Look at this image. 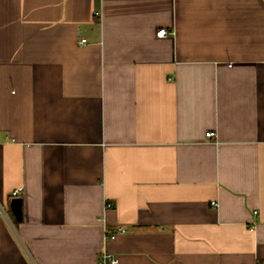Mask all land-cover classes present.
I'll return each mask as SVG.
<instances>
[{
    "label": "crops",
    "instance_id": "0c3cea01",
    "mask_svg": "<svg viewBox=\"0 0 264 264\" xmlns=\"http://www.w3.org/2000/svg\"><path fill=\"white\" fill-rule=\"evenodd\" d=\"M104 250L264 264V0H0V264Z\"/></svg>",
    "mask_w": 264,
    "mask_h": 264
},
{
    "label": "built area",
    "instance_id": "2783aa9c",
    "mask_svg": "<svg viewBox=\"0 0 264 264\" xmlns=\"http://www.w3.org/2000/svg\"><path fill=\"white\" fill-rule=\"evenodd\" d=\"M164 33H166V29H160L159 31H157L158 35H162ZM85 42H86L85 38H82L81 41H80V43H85ZM214 134L215 133L213 131H207L206 132V135L209 136V137L213 136ZM18 194H19V189H16V190L13 191V195L14 196H17ZM106 206L107 207H111L112 203L107 202ZM2 210H3V213L7 216V219L10 220V218H9L7 212L5 211V209H2ZM125 231H126V229L124 227L119 226L116 229V231H114V232H108V231L105 230V235L104 236H105V239H114V238H116V236L119 233H123ZM118 261H119L118 257L115 254H113V253H111V252H109L107 250H104L98 257L99 264H117Z\"/></svg>",
    "mask_w": 264,
    "mask_h": 264
},
{
    "label": "water",
    "instance_id": "95a60500",
    "mask_svg": "<svg viewBox=\"0 0 264 264\" xmlns=\"http://www.w3.org/2000/svg\"><path fill=\"white\" fill-rule=\"evenodd\" d=\"M10 210L17 221L23 219V198L21 196H13L11 198Z\"/></svg>",
    "mask_w": 264,
    "mask_h": 264
},
{
    "label": "trees",
    "instance_id": "16d2710c",
    "mask_svg": "<svg viewBox=\"0 0 264 264\" xmlns=\"http://www.w3.org/2000/svg\"><path fill=\"white\" fill-rule=\"evenodd\" d=\"M15 221H17V220L15 219Z\"/></svg>",
    "mask_w": 264,
    "mask_h": 264
}]
</instances>
